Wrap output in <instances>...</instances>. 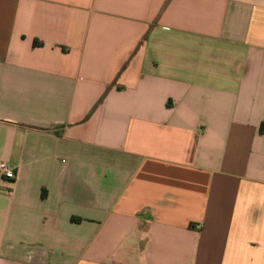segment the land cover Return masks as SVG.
<instances>
[{"label":"crops","instance_id":"crops-1","mask_svg":"<svg viewBox=\"0 0 264 264\" xmlns=\"http://www.w3.org/2000/svg\"><path fill=\"white\" fill-rule=\"evenodd\" d=\"M0 264H264V0H0Z\"/></svg>","mask_w":264,"mask_h":264},{"label":"built area","instance_id":"built-area-1","mask_svg":"<svg viewBox=\"0 0 264 264\" xmlns=\"http://www.w3.org/2000/svg\"><path fill=\"white\" fill-rule=\"evenodd\" d=\"M0 174L6 180H15L17 178L16 168L7 161H3L0 163Z\"/></svg>","mask_w":264,"mask_h":264}]
</instances>
